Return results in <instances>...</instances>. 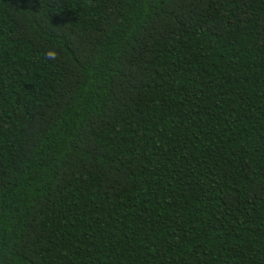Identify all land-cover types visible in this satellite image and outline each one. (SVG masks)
<instances>
[{"label": "trees", "instance_id": "1", "mask_svg": "<svg viewBox=\"0 0 264 264\" xmlns=\"http://www.w3.org/2000/svg\"><path fill=\"white\" fill-rule=\"evenodd\" d=\"M0 264H264V0H0Z\"/></svg>", "mask_w": 264, "mask_h": 264}, {"label": "clouds", "instance_id": "2", "mask_svg": "<svg viewBox=\"0 0 264 264\" xmlns=\"http://www.w3.org/2000/svg\"><path fill=\"white\" fill-rule=\"evenodd\" d=\"M47 56H48L49 58H51V59H55L56 56H57V53L54 52V51H51V50H50V51H48Z\"/></svg>", "mask_w": 264, "mask_h": 264}]
</instances>
